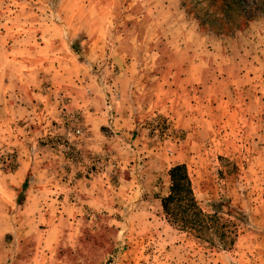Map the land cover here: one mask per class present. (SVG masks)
<instances>
[{
  "label": "rangeland",
  "instance_id": "obj_1",
  "mask_svg": "<svg viewBox=\"0 0 264 264\" xmlns=\"http://www.w3.org/2000/svg\"><path fill=\"white\" fill-rule=\"evenodd\" d=\"M220 3L0 0V264H264V14ZM175 166L204 225L163 211Z\"/></svg>",
  "mask_w": 264,
  "mask_h": 264
},
{
  "label": "trees",
  "instance_id": "obj_2",
  "mask_svg": "<svg viewBox=\"0 0 264 264\" xmlns=\"http://www.w3.org/2000/svg\"><path fill=\"white\" fill-rule=\"evenodd\" d=\"M207 0H201L206 2ZM264 0H254L248 3L246 0H221L219 10L210 12L211 29L217 27L215 31H223L224 28L239 27V20L252 19L264 14ZM215 7V2L213 3ZM215 13L218 20H215ZM239 17H237V16ZM242 18V19H241ZM220 24V25H219ZM170 192L163 199L162 208L165 215L173 219L175 223L184 225L198 226L204 225L202 212L197 208L193 196L191 181L188 173L183 166H175L169 170ZM187 228L186 226H184Z\"/></svg>",
  "mask_w": 264,
  "mask_h": 264
},
{
  "label": "crops",
  "instance_id": "obj_3",
  "mask_svg": "<svg viewBox=\"0 0 264 264\" xmlns=\"http://www.w3.org/2000/svg\"><path fill=\"white\" fill-rule=\"evenodd\" d=\"M254 29H258L260 31H263L261 28L255 27ZM189 68L193 71L192 72V80L193 83L196 79H200L201 74V67L198 64H192L189 66ZM182 71L186 72V70ZM196 78V79H195ZM131 99L129 96L125 97V95H121L115 99H111L109 103L104 102L103 104L111 105V109H108L107 111H101L100 109L91 110L90 112L84 111V118H85V127L87 128V131L89 132V138L87 139V147L89 150H100L101 146L105 142V137L101 135V127L106 125L108 121V115L109 112H112L114 115H111V118L113 121L111 122L112 125H114L116 128L119 129V132L122 131L123 134H125L126 130L134 129L135 126L137 127V124H135V118L132 115L131 110ZM121 104V105H120ZM86 105V104H84ZM121 106V109L119 110V107ZM111 113V114H112ZM106 118V119H105ZM126 129V130H125ZM144 145H142L143 147ZM18 182V181H17ZM16 182V186L18 185Z\"/></svg>",
  "mask_w": 264,
  "mask_h": 264
}]
</instances>
